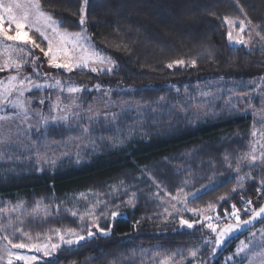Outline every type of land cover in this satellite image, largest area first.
<instances>
[{
    "label": "trees",
    "instance_id": "1",
    "mask_svg": "<svg viewBox=\"0 0 264 264\" xmlns=\"http://www.w3.org/2000/svg\"><path fill=\"white\" fill-rule=\"evenodd\" d=\"M41 4L65 21L60 27L81 29L83 0ZM225 16L250 19L264 37V0H89L87 30L96 48L114 61V70L53 74L83 89L99 85L113 100L143 106L142 115L125 111L114 123L89 121L88 131L52 123L32 133L40 154L50 142L59 143V151L70 148L68 138L89 137L80 156L62 158L52 168L40 170L15 146L0 148V210H11L7 216L0 212V235L18 243L23 235L53 230L85 234L89 224L70 209L78 194L88 192L105 199L108 209L98 208L106 213L98 219L104 231L63 245L37 264H153L157 257L189 248L197 250L198 264H222L249 230L215 251L218 229L236 217L222 220L215 232L204 222L182 227L164 219L165 206L155 192L201 189L186 200L189 208L212 205L213 214L221 217L235 205L240 220L264 201V166L245 162L253 117L243 109L253 88L264 86V46L230 45ZM180 59L185 66H166ZM192 59L194 67L188 63ZM220 86V96L206 97L205 90ZM122 186L128 189L110 199L112 189ZM129 196L133 199L124 200Z\"/></svg>",
    "mask_w": 264,
    "mask_h": 264
},
{
    "label": "rangeland",
    "instance_id": "2",
    "mask_svg": "<svg viewBox=\"0 0 264 264\" xmlns=\"http://www.w3.org/2000/svg\"><path fill=\"white\" fill-rule=\"evenodd\" d=\"M3 2L7 4L10 3L11 0H3ZM232 20L236 21L235 25H229L225 21L227 34L229 31H231L233 36L237 37L240 33L239 21H247L248 19L243 17ZM59 28L61 31L66 30L60 26ZM81 31H83L90 38V43L94 45L87 30L86 21L84 25H81L80 30L70 32ZM30 35L36 38L41 47L47 50V43L41 40L38 34L32 32ZM49 35H52L50 30ZM242 38L249 40V44L242 45L236 43L235 40L229 41L227 35V41L230 45L243 46L244 48H250L252 46H264L263 41L257 35L254 27L251 25L245 28ZM55 39L59 40V37H56ZM68 39H71V37ZM85 46H87V44H85ZM28 47L30 48L31 46ZM69 47H71V45H69ZM94 47L101 56L108 57L106 54L97 49L95 45ZM25 51H27V49H25ZM20 55L22 54L11 53L13 59H18ZM8 56L9 53L4 51L3 47L0 46V64H2L8 58ZM32 57L39 58L36 63L35 71L33 69V63L31 59ZM48 60L49 57L44 56V54L39 49H32L30 56L27 58V64L19 72L21 79L28 78L32 81V84L28 85L31 90H26L23 97H20V99L25 102V107L28 109L27 119L24 118V114L19 108H14L13 106L7 104L6 101L0 102V117H7V119L0 120V148L5 150L9 147V145L15 146L25 159L33 157L37 167L40 170L43 168H52L62 158L68 156H80L84 149L89 145L90 141L87 134L84 136L68 138L66 143L69 144L70 148H61L59 151V143L50 142V144H47V147L44 148V152L40 154L37 151V147L35 146L36 142L33 140L34 137L32 133L35 134L41 130H44L47 125L52 123H62L67 127L78 128L81 131H84V129H88L87 123L89 121L103 119L114 123L117 121L116 119L118 114L124 113L125 111H131L137 115H142L141 109L143 110L144 108L138 104H130L129 102H124L119 99L113 100L109 94H107L106 90L101 92L102 89H100V87H88L87 89H83V87L78 85H68L62 83L61 80L59 81L54 76V70H61L64 72L69 71L49 65ZM59 62L63 63L64 61L61 58ZM92 67H98L101 69L105 67H112L114 70V65L93 64L91 62L87 66H79L74 69L85 68L91 71ZM102 72L109 71L101 70L95 71L94 73L100 74ZM2 74L5 75L0 76V81H3L4 83L3 85H0V88L7 86L8 77L17 75V72L15 70H5L0 72V75ZM57 81L60 83L57 84ZM35 85H39V87H36ZM71 87L79 88L80 91L69 92L68 89ZM32 90L40 91V94L37 95L39 97L36 98L30 95ZM44 90L47 92L52 91L53 93L51 95L44 94ZM221 91L222 87L220 86V88L207 89L204 92L207 98H213L220 96ZM84 92H86V94H84ZM88 93H90V95H88ZM230 96L233 97L235 95L232 94ZM16 98L17 97L15 93L10 97V99L13 100ZM36 101L37 104L35 103V105H33V103ZM41 101H43V103H41ZM243 109L244 112H250L253 117V123L251 124L249 133V150L245 156V162L249 164L248 158H250L253 150L255 151V154L258 158L260 157L261 153L264 152V86L259 85L253 88V91L249 93L248 98L243 101ZM256 162H259L264 166V162H262L260 159H258ZM127 189L128 188L126 186L114 188L112 189L109 198L112 199L116 194H121L122 191H126ZM200 190L201 189H197L195 191L186 192L185 190L179 189L173 194L166 193L163 195L155 192V197L157 200L162 202L165 206L164 219L169 222H177L179 225L181 218L188 221L197 220L204 222L206 227L208 223H214L215 227H217V224L221 223L223 216L219 217L214 215L212 211V205L196 209L198 210L199 214L185 210L186 208L192 209L185 204V199L187 200L189 197L194 196L193 194H197ZM130 194L133 195V192ZM177 196H179V200L173 199V197ZM132 199L133 197L129 196L124 200L129 202ZM105 205V199L100 195H92L88 192L80 193L76 196L74 202H72L70 213H75L74 216L78 217L81 221L88 223V232L90 230L94 234L96 232H102L98 224V219L100 215L106 216V213L104 214L103 212L99 214L98 208ZM173 205H175V208H173ZM106 209H108L107 205ZM36 210L38 212H43L42 208H37ZM0 212L1 214H4L3 216H7L11 210L5 208L0 210ZM204 217H209L210 219L206 220ZM81 232L82 230L79 229H69L57 231L53 230L51 233L45 235L27 234L23 235L24 239L18 243H25L29 245L38 244L42 246L47 245L49 250H51V245L53 244L59 245L60 247L63 245H68L61 241V235L64 236L65 241L69 239L75 240L77 235L84 238L89 236L88 232L85 234H82ZM9 240H11V238L0 235V264H8L10 251L19 255H27L30 257L35 256L36 260H34L32 264H37L41 259L48 257L44 256L43 251L37 252L35 249L30 250L28 248H12V246L8 243ZM193 252H195V256L192 255ZM196 253L197 250L195 248H189L180 255H173L166 258L157 257L155 263L153 262V264H198L196 263ZM13 264H24V261L15 260L13 257ZM222 264H264V222L258 224L254 228L249 229L246 234L239 237V239L234 244L233 251L223 257Z\"/></svg>",
    "mask_w": 264,
    "mask_h": 264
},
{
    "label": "snow or ice",
    "instance_id": "3",
    "mask_svg": "<svg viewBox=\"0 0 264 264\" xmlns=\"http://www.w3.org/2000/svg\"><path fill=\"white\" fill-rule=\"evenodd\" d=\"M89 0H83L85 7H81L80 9V18L79 24L84 25L86 21V6ZM224 20L229 25H235L236 21L229 19L227 16L224 17ZM65 23L63 20H57L54 18L52 13L46 12L43 10L41 0H11L10 3L5 4L3 0H0V46L3 47L4 51L9 53L8 58L0 64V72L5 70H15L17 75L8 77L7 86L0 88V102L6 101L7 104L13 106L14 108H19L20 111L24 114V118L27 119L28 109L25 107V102L20 99L23 97L24 92L26 90L30 91L31 89L28 85L32 84V81L28 78L21 79L19 76L20 70L25 67L27 64V58L31 54L32 49H39L44 56L49 57L48 63L49 65L57 68H63L68 71H72L74 68L79 66H87L90 62L93 64H101V65H114V61L111 60L110 57L101 56L96 50L94 45L90 43V38L83 32H70L68 30L61 31L59 25ZM7 25V26H6ZM259 27V25H253V22L249 19L247 21L240 20L239 21V30L240 33L237 37L233 36L231 31L228 32L229 41L235 40L236 43L242 45H248L249 40H245L242 38V34L245 32V28L247 26ZM14 26V27H13ZM49 30L51 31V36L49 35ZM35 32L38 34L39 38L47 43V50L41 47L40 43L37 42V39L34 38L30 33ZM14 33V34H10ZM259 35V32H257ZM59 37V40L55 38ZM71 37V39H68ZM264 39V37H261ZM12 42V43H7ZM87 44V46H85ZM71 45V47H69ZM28 46H31L30 48ZM27 49V51H25ZM11 53L22 54L18 59H13ZM63 59V63L59 62ZM33 69L36 70V63L38 61V57H32ZM191 66H195L197 61L192 59L190 62ZM186 61L183 59L174 60L167 63L168 68H173L176 66H185ZM112 71V67H105L103 69L98 67H92L91 71ZM3 81H0V85H3ZM60 82L57 81V84ZM39 87V85H35ZM99 88V85H96ZM69 92L80 91L79 88L71 87L68 89ZM15 93L16 99H10L11 96ZM43 103V101H41ZM7 119V117H0V120ZM84 131H88V129H84ZM249 166H253L255 162L260 159L264 162V152L261 153L258 158L253 150L250 155ZM239 171V169H237ZM261 184H264V180L261 181ZM236 189H233L235 191ZM195 195V194H193ZM173 199L179 200V196L173 197ZM223 199V197H222ZM186 204V199H185ZM251 201H247L245 205V210L247 211V205H250ZM211 207V206H210ZM175 208V205H173ZM232 213L231 215L236 217L238 223L233 225H228L222 231L218 233V238L215 243L220 245L224 242L223 238L227 237V235L232 232L233 227H240V217H239V209L236 208L235 205H232ZM187 211H191L194 213H198L196 209H185ZM253 215L252 219H255L257 216L264 214V207H261L258 211L252 210ZM75 215V213H73ZM113 217L117 215L116 212L112 213ZM204 219L208 220L209 217H204ZM249 221H243V223H250ZM200 221L193 220L188 221L183 218L180 220V225L186 226L188 228H193ZM98 227V225H97ZM207 227L211 229L213 232L216 231V227L208 223ZM103 232L104 230L101 229ZM88 235L91 236L93 233L89 230ZM61 241L64 243L71 245L73 243H78L80 240H83L84 237L77 235L75 240H64V236H60ZM8 243L15 249H35L37 252L43 251L44 256L53 255L58 248L59 245H51V250H49L47 245H38V244H25V243H16L13 244L11 240ZM195 256V252L192 253ZM13 257L15 260L24 261V264H32L34 260H36L35 256H27V255H19L13 252H9L8 264H13Z\"/></svg>",
    "mask_w": 264,
    "mask_h": 264
},
{
    "label": "water",
    "instance_id": "4",
    "mask_svg": "<svg viewBox=\"0 0 264 264\" xmlns=\"http://www.w3.org/2000/svg\"><path fill=\"white\" fill-rule=\"evenodd\" d=\"M261 207H264V201L255 209V210H259ZM252 215L253 212L245 219L240 220V227L236 228L233 227L232 232H230L227 237H224L223 240L224 242L220 245L215 244V251H217L219 248H221L222 246H224L228 241H230L231 239L237 237L239 234H242L243 232L251 229L258 221L264 219V214H261L260 216H257L255 219H252ZM251 220L250 223H243V221H249ZM238 223V221L236 222H228L223 224L217 231V234L222 231L225 227H227L228 225H233L235 226Z\"/></svg>",
    "mask_w": 264,
    "mask_h": 264
},
{
    "label": "built area",
    "instance_id": "5",
    "mask_svg": "<svg viewBox=\"0 0 264 264\" xmlns=\"http://www.w3.org/2000/svg\"><path fill=\"white\" fill-rule=\"evenodd\" d=\"M232 211H233V210H232ZM232 211H231V212H228V213H225V214L223 215L221 221H222V220H230L231 218H234V216L231 215ZM212 224L214 225V223H212ZM214 226H215V225H214Z\"/></svg>",
    "mask_w": 264,
    "mask_h": 264
},
{
    "label": "flooded vegetation",
    "instance_id": "6",
    "mask_svg": "<svg viewBox=\"0 0 264 264\" xmlns=\"http://www.w3.org/2000/svg\"><path fill=\"white\" fill-rule=\"evenodd\" d=\"M237 221V220H236ZM236 221H234V222H236Z\"/></svg>",
    "mask_w": 264,
    "mask_h": 264
}]
</instances>
